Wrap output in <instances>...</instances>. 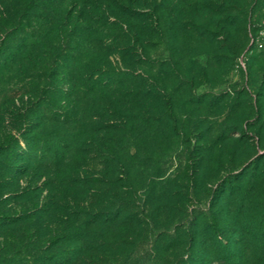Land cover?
<instances>
[{
  "label": "trees",
  "instance_id": "obj_1",
  "mask_svg": "<svg viewBox=\"0 0 264 264\" xmlns=\"http://www.w3.org/2000/svg\"><path fill=\"white\" fill-rule=\"evenodd\" d=\"M44 6L48 24L56 7ZM72 7L58 35L43 37L51 49L43 89L18 107L16 118L29 126L25 147L17 139L0 147V264H105L108 257L112 264H264V211L250 213L246 196L237 205L233 177L213 189L201 182L202 163H189L184 181L151 207L150 175L161 176L150 164L153 172L144 175L149 156L140 144L158 132L165 139L171 126L146 108L160 94L163 120L174 112L172 97L155 83L159 62L148 47L156 35L170 46L185 29L183 13L169 0H82ZM24 175L44 182L5 192ZM228 190L233 198L225 206ZM218 192L215 205L202 203L203 194ZM11 199L36 206L13 207ZM229 224L255 238L239 245L225 235Z\"/></svg>",
  "mask_w": 264,
  "mask_h": 264
},
{
  "label": "rangeland",
  "instance_id": "obj_2",
  "mask_svg": "<svg viewBox=\"0 0 264 264\" xmlns=\"http://www.w3.org/2000/svg\"><path fill=\"white\" fill-rule=\"evenodd\" d=\"M115 1L124 6L130 3V0ZM169 1L174 11L183 13L185 29L176 30L170 46L162 36L156 35L148 48L152 58L159 62L155 83L172 97L174 116L163 120L165 112L161 109L160 94L146 111L159 117V125L169 124L180 134L175 136L169 128L165 139L160 132L151 142L146 136L142 138L140 148L145 157L149 156L148 161L141 162L144 175L155 169L161 176L150 175L154 188L151 207L176 182H182L189 163L200 161L202 183L216 189L223 179L233 177L240 191L237 205L241 196H246L250 213L260 216L264 211V51L255 49L251 39L257 29L264 27V0ZM81 2L43 0L38 2L41 7H36L32 0H0V58L3 52L11 51L5 63H0V147L9 145L13 139L25 147L23 136L29 126L16 115L23 102L33 95L38 97L37 88L43 89L40 77L49 67L51 56L43 37L50 30L52 35L47 37H56L58 23L68 22V8L74 9L72 6ZM44 5L56 7V17H51L48 24L43 20L47 12ZM17 44L19 50L13 47ZM250 50L253 51L247 57ZM168 60L171 62L168 66L173 69L162 68V61ZM112 66L119 67L116 59ZM31 119L36 121L35 117ZM38 131L36 135L43 137L41 129ZM149 164L153 170L147 168ZM246 167L250 169L246 171ZM241 173L244 175L238 179ZM16 178L5 192L17 193L29 184L36 186L44 182V178L38 181L32 175ZM220 195V192L215 197L203 194L202 203L215 205ZM230 195L228 190L225 206L233 198ZM16 201L12 202L13 207L36 206L21 199ZM225 231L226 237L234 235L239 245L255 238L248 235L242 224H229ZM111 262L109 257L105 260V264Z\"/></svg>",
  "mask_w": 264,
  "mask_h": 264
},
{
  "label": "built area",
  "instance_id": "obj_3",
  "mask_svg": "<svg viewBox=\"0 0 264 264\" xmlns=\"http://www.w3.org/2000/svg\"><path fill=\"white\" fill-rule=\"evenodd\" d=\"M256 47L255 49H257L258 51H264V27L261 28L257 34H255L254 37H252L251 39V45H253ZM253 50H250L249 52H251Z\"/></svg>",
  "mask_w": 264,
  "mask_h": 264
}]
</instances>
